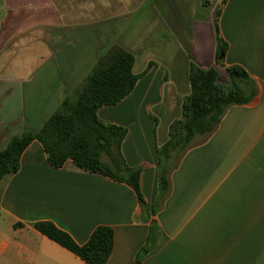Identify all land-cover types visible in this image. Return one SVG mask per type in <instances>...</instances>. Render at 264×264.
<instances>
[{
    "label": "crops",
    "instance_id": "1",
    "mask_svg": "<svg viewBox=\"0 0 264 264\" xmlns=\"http://www.w3.org/2000/svg\"><path fill=\"white\" fill-rule=\"evenodd\" d=\"M111 46L133 56L138 78L97 116L126 130L119 162L140 171L144 204L125 183L71 160L51 166L33 141L0 180V264H86L38 233L39 222L77 246L111 228L106 264H264V0H0V150L14 135L38 132ZM191 64L213 69L222 85L225 69L239 66L255 94L195 138L157 207V150L181 119Z\"/></svg>",
    "mask_w": 264,
    "mask_h": 264
},
{
    "label": "trees",
    "instance_id": "2",
    "mask_svg": "<svg viewBox=\"0 0 264 264\" xmlns=\"http://www.w3.org/2000/svg\"><path fill=\"white\" fill-rule=\"evenodd\" d=\"M219 10L216 11V19ZM215 62L222 65L226 45L221 40L215 20ZM133 56L118 46H111L98 55L96 63L72 92H64L62 100L38 132H24L12 136L0 150V180L19 168L22 152L33 141L41 144L48 164L60 168L67 160L77 167L120 183L134 191L138 203L144 204L138 185L139 170H131L119 162V147L126 134L124 128L103 123L97 110L115 105L134 88L137 76L132 74ZM227 85L218 82L213 69L202 70L191 64L190 92L181 105V119L169 129L167 143L157 150L158 197L157 207L168 191L167 174L176 165L195 138L202 141L210 136L226 110L248 103L255 89L245 71L239 66L226 69ZM106 156L111 164L102 161ZM155 212V211H154ZM34 229L60 247L74 254L86 264H106L113 248V230L99 226L83 246H77L52 223L39 222Z\"/></svg>",
    "mask_w": 264,
    "mask_h": 264
},
{
    "label": "rangeland",
    "instance_id": "3",
    "mask_svg": "<svg viewBox=\"0 0 264 264\" xmlns=\"http://www.w3.org/2000/svg\"><path fill=\"white\" fill-rule=\"evenodd\" d=\"M200 139L198 138V139H196L195 141H199ZM194 141V142H195ZM102 158L104 159V160H107V157L106 156H102Z\"/></svg>",
    "mask_w": 264,
    "mask_h": 264
}]
</instances>
